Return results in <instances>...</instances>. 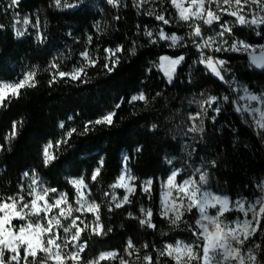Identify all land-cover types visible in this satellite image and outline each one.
Returning <instances> with one entry per match:
<instances>
[{"label": "trees", "instance_id": "16d2710c", "mask_svg": "<svg viewBox=\"0 0 264 264\" xmlns=\"http://www.w3.org/2000/svg\"><path fill=\"white\" fill-rule=\"evenodd\" d=\"M68 2L76 7L58 8L54 0H19L18 5L10 7L8 0H0V80L13 81L21 78L29 68L36 70V86L22 88L18 99H12L7 108L0 109V135L10 130L13 121L22 122L18 136L0 151V196L15 195L24 185L23 173L31 175L35 169L48 187L67 194L69 203L75 208L77 194L68 181L85 177L90 199L101 205L102 221L112 229L102 246L97 243L98 238H92L86 253L89 258L100 250H122L129 239L141 249L140 255L148 251L154 257V251L141 246L148 244L160 248L177 239L185 242L195 239L188 227L194 225L198 212L186 213L185 223L179 228L172 227L160 215L161 182L169 174V167L162 158L184 155L178 141H185L191 163L199 164L208 172L206 186L211 190L226 194L232 200L243 197L251 201L258 197L264 181L261 130L255 134L250 129L232 110L231 96L223 81L197 63L200 53L188 36L190 29L173 18L174 9L161 0H152L139 10L133 6V0H119L116 6L107 0ZM162 9H167L162 14L172 21L168 25L144 14L148 10L160 13ZM16 17L39 21L40 39L29 31L17 37L13 24ZM161 28L168 34L183 37L180 46L160 40L157 33ZM204 30L207 33L210 28L204 26ZM146 31L153 33L151 40L156 43L145 35ZM234 36L251 44L264 40L255 31L240 26L235 28ZM118 45L124 48L118 53L120 62L108 72L104 68L103 49H114ZM133 48L134 55L129 51ZM86 49L98 61L97 66L87 68V75L83 77L86 82L57 76L55 83H49L57 71L52 64L68 71L79 65L80 54ZM215 54L226 61L223 73L233 77L238 87H246L252 93L264 87V70L248 69L246 54L226 51ZM162 55L184 56L171 83L153 67ZM140 91L152 97L148 109L131 118L114 120L112 126L96 125L86 135L79 134L85 122L113 111L118 103L127 105L131 96ZM222 95H227L229 100L223 108L219 107L215 116L208 112L205 120L197 119L202 131L189 143L190 137L183 132L184 125L180 123V115L186 111L181 104L189 102L196 110V98L205 100L214 96L219 99ZM210 117H215L213 122ZM149 118L157 122L155 130L137 128ZM61 122L66 125L64 129L59 127ZM71 128L77 129V134L62 147L58 159L44 167L39 150L49 140L60 139ZM137 148L142 150L137 152ZM122 156L128 157L131 173L137 177L134 182L137 190L130 197L131 204L115 208L110 203L108 191L119 175ZM101 159V175L93 182L91 172ZM181 177L182 174L178 179ZM148 178L153 181L151 195L139 187ZM109 206L114 211L109 212ZM141 207L153 210L155 229L141 227L138 219L128 216L131 212L139 217ZM257 238L258 234L252 241L256 242ZM129 259L138 264L135 255Z\"/></svg>", "mask_w": 264, "mask_h": 264}, {"label": "snow or ice", "instance_id": "6c2138e0", "mask_svg": "<svg viewBox=\"0 0 264 264\" xmlns=\"http://www.w3.org/2000/svg\"><path fill=\"white\" fill-rule=\"evenodd\" d=\"M107 2L116 6L119 0H107ZM150 2L152 0H133V6L139 10ZM161 3L174 9L171 15L177 22H183L188 26L191 43L200 53L197 63L203 64L213 76L221 81L225 80L222 72L226 71L224 67L226 61L206 55L204 49L213 52L248 53L250 66L264 70V45L258 46L261 55L255 56L249 51L254 47L253 45L234 36L235 28L240 26L255 31L257 36L264 39V0H161ZM18 4L19 0H10L9 6ZM54 4L58 8L76 7V4L69 3L68 0H54ZM166 10L162 9L160 13L148 10L144 14L154 16L157 21L168 25L172 21L162 14ZM226 16L232 19H224L223 17ZM24 23L29 24V20L25 19ZM216 24L219 25L221 31L206 36L204 26L211 29ZM34 27L38 30L37 39L39 40V21ZM23 34L20 31L16 32L17 36ZM145 35L150 40L153 37L151 31H146ZM157 35L160 40L171 41V46L174 47H179V41L184 39L175 33L168 35L163 28ZM225 36L232 40L228 48L223 47V44L228 43V40L223 39ZM217 37L222 39V44L213 48ZM88 39L91 42L92 38ZM151 42L156 43L155 40ZM123 51L124 48L120 45L114 49H103L104 68L108 72L113 71L119 64L118 53ZM129 51L130 54H135L134 48ZM80 55L81 63L70 72L59 70L57 64H52L51 67L57 71L53 73V78L49 83H55L57 76L61 79L67 77L71 80L86 82L83 77L87 75V68L97 66L98 61L87 49ZM158 60V63H153V67L159 68L171 83L176 67L184 61V56L173 59L162 55ZM35 76L36 72L28 71L22 73L21 78L13 81L0 80V109L7 108L12 99H18L22 88L35 87ZM242 90L245 95L238 97V100H246L247 104L237 107L236 110L253 115L259 113L255 125L261 130L260 135L264 138V109L253 105V102L264 105V91L254 94L243 86ZM223 99L228 101L229 97L225 96ZM216 100V97H211L208 101L209 105L211 106V103ZM137 101L148 102L143 91L131 96L128 103L132 104ZM120 106L118 103L115 108ZM115 116V111H108L95 120H89L84 123L83 132L79 134L86 135L96 125L112 126ZM195 118L192 117V119ZM20 127H22V122L13 121L10 130L0 135V151H4L5 146L10 145L18 136ZM59 127L64 129L66 125L61 122ZM188 130L202 131L195 126ZM77 132L75 128L68 129L60 139L49 140L39 150L44 167H48L58 159L57 154ZM141 150V148L136 149L137 152ZM124 159L127 161L128 157ZM102 168L103 159L100 160L99 166L91 172L93 182L97 181L101 175ZM196 172L199 174L198 180H193L191 177L178 180L180 170H173L162 185L164 191L161 193L160 200V215L174 228H179L180 224L185 223L186 213L194 210L199 213L194 225L188 227V231L195 237L193 241L185 242L177 239L172 243H165L160 248L148 244L141 246L142 249L154 251L156 253L154 257L148 251L140 255L141 249H138L129 239L122 250H100L91 258L86 253L92 243V238H98L97 243L102 246L105 237L112 232V229L102 221L101 205L95 201H89L88 197L80 192L81 188H88V184L85 183L86 178L79 177L68 181L77 190L76 204L79 206L74 208L69 203L67 194L59 193L56 188L44 187L45 182L40 179L35 169L32 170L31 175L25 172L23 177L30 181L26 194H22L24 189L21 188L15 195L0 196V264H113V262L133 264V261L129 259L133 255L138 264H264V244L249 246L258 233L264 232V196L255 202L246 203L243 199L233 202L227 195H217L207 191L203 186L208 182V172L200 169ZM136 180L137 177L131 173V170L125 168L115 182L109 186L112 189H126L123 199L115 204V208L132 203L130 196L137 190V185L134 183ZM152 185L153 181L149 179L143 181L139 187L145 194L151 195ZM260 187L264 192V184ZM112 199L116 200L115 195ZM209 209H214V214H209ZM108 211L112 212L114 209L109 206ZM139 211V217L131 212L128 216L138 219L141 227L155 229L153 210L141 207ZM233 211L240 212L245 217H249L251 213V217L229 223L225 216ZM85 212L92 213L94 218L92 220L82 218ZM74 213L81 215H74Z\"/></svg>", "mask_w": 264, "mask_h": 264}, {"label": "rangeland", "instance_id": "374dc122", "mask_svg": "<svg viewBox=\"0 0 264 264\" xmlns=\"http://www.w3.org/2000/svg\"><path fill=\"white\" fill-rule=\"evenodd\" d=\"M9 3H10V0H8ZM27 19L29 20V24H25L24 23V20ZM227 20H231L232 17H227L225 18ZM37 22L33 21L32 19L28 18V17H25V18H14V21H13V24H14V32H15V35H16V32L17 31H20L22 33H25V32H33L36 36H37V28L34 27V25H36ZM40 34V32H39ZM168 34V33H167ZM172 34V33H171ZM171 34H168V35H171ZM17 36V35H16ZM22 36V35H20ZM20 36H17V37H20ZM178 36V35H177ZM165 41V40H164ZM170 45H171V41H167ZM222 43V39L217 37V41H216V44L213 45V47H216L218 45H220ZM259 45H254V47L252 49H250L249 51L252 52L253 55L255 56H260L261 53L259 51V48H258ZM248 55V54H247ZM165 56H168V55H165ZM171 57V56H169ZM179 57V56H178ZM173 59L177 58V57H171ZM248 61H250V57L248 55ZM159 62V60H157V63ZM81 63V61H80ZM79 63V64H80ZM203 65V64H202ZM76 67V66H74ZM74 67H72L70 70L68 71H65V72H70ZM159 69V68H158ZM160 70V69H159ZM28 71H36L35 68H29L27 69L25 72H28ZM161 71V70H160ZM24 72V73H25ZM162 72V71H161ZM163 73V72H162ZM168 81V80H167ZM238 91H239V96L242 97L245 95L244 91L242 90V86H239L238 87ZM251 92V91H250ZM139 93V92H138ZM136 93V94H138ZM134 94V95H136ZM147 96V95H146ZM148 98V102L147 103H144L142 101H137L135 103H127V105L125 106H120L119 108H115L113 111L116 112V116L114 117V120H119V119H125V118H131L133 117L134 115L144 111V109H148V107L151 105L152 103V97L150 96H147ZM192 117H196L195 119H192ZM199 119V116L197 115L196 112H190V111H187V112H184L182 113V115H180V123H182V125H184V133H186V136L187 137H190V142H192V139L195 140L199 131H195V132H191L189 131L188 129L195 126L197 128H199V124H198V120ZM155 126V127H154ZM158 127V124L157 122H155L153 119L149 118L147 121H144V122H140L137 126L138 129H142V130H155L156 128ZM126 156H122V167L120 169V172H119V175L121 174V172L125 169V168H129L128 166V163L127 161H125V158ZM197 166V167H196ZM196 166H194L193 168L195 169V171H188L186 169L183 168L182 166V163L181 161H173V166L169 167V174L173 171V170H180V175L182 174V177L178 180H184V179H188L189 177H191L193 180H198L199 179V174L196 172L197 169H200L201 171H206L205 169L201 168L199 164H196ZM168 174V175H169ZM118 175V176H119ZM117 176V177H118ZM168 177V176H167ZM167 177L161 182V190H160V194H159V204H160V200H161V193L162 191H164V188L162 187V185L164 184V182H166L167 180ZM76 178H79V177H76ZM76 178H71L72 179H76ZM41 179V178H40ZM150 178L148 179H145L143 181H146V180H149ZM42 181H44L43 179H41ZM142 181V182H143ZM29 179L25 177V182H24V185L22 186V188L24 189V193L22 194H26L27 192V186H28V183H29ZM45 182V181H44ZM86 183V182H85ZM114 183V182H113ZM112 183V184H113ZM262 184H264V181L262 182ZM44 187H48L46 184H44ZM204 188L207 189V191L209 192H212L214 194H217V195H226V194H223V193H216L214 192L213 190H211L209 187H207L206 185L203 186ZM75 191H76V194H77V190L75 188ZM142 191V190H141ZM80 192L83 193L86 197H88L89 201H92L89 197V190L88 188H81L80 189ZM125 192H126V189L124 188H116V189H112L110 188L109 191H108V195H109V199H110V203L113 207H115V204L119 201H121L123 199V196L125 195ZM143 192V191H142ZM59 193H64V192H59ZM173 194H174V191H173ZM53 196H55L56 194H52ZM115 195L116 197V200H113L112 199V196ZM228 196V195H227ZM261 196H264V192L261 191V194L256 197L255 199L251 200V201H248L246 200L245 198L243 197H239V198H235V199H229L233 202L235 201H238V200H241L243 199L246 203L247 202H255L257 199H259ZM131 197V196H130ZM79 205H77L78 207ZM62 207H66L65 205H62ZM214 209H209V214H214ZM75 215H81L80 213H77ZM199 217V213H198V216L197 218ZM251 217V213H249V217H245L242 213L240 212H236V211H233L232 213H230V215L228 217H225L226 221H228L229 223H231V221H234V220H237V219H240V220H243V219H246V218H250ZM82 218L84 219H87V220H92L94 217L92 215V213L90 212H85L84 215L82 216ZM256 245V242H253L251 241V244L249 245L250 247H254Z\"/></svg>", "mask_w": 264, "mask_h": 264}, {"label": "built area", "instance_id": "2783aa9c", "mask_svg": "<svg viewBox=\"0 0 264 264\" xmlns=\"http://www.w3.org/2000/svg\"><path fill=\"white\" fill-rule=\"evenodd\" d=\"M219 31H221V29H220L219 25L216 24L213 28H211L206 33V36H208V35H214L215 32H219ZM223 39L224 40H228V43L227 44H223V47L224 48H228L229 45L232 43V40L229 39V37H227V36H225ZM249 44H251V43H249ZM251 45H253V46L254 45H264V40L260 44H251ZM213 48H215V47H213ZM204 52H205L206 55H212V56H215L216 58H218L217 55L215 54V52H213V51H211L209 49H204ZM226 52H233V51H226ZM239 53H244L246 55L248 54V53H245V52H239ZM247 58H248V55H247ZM218 59H220V58H218ZM246 67L248 69L253 68V67L250 66V61H247ZM222 75L225 78V80L223 81V83L226 85V87L228 89V92H229V94L231 96L232 110L235 113H237L242 118V120L250 127V129L255 134H257L260 129H258L256 127L255 120L259 118V113H256V114L253 115V114H249V113H246V112H238L236 110L237 107H239L241 105H246L247 104V101L246 100H238V97H240V96H239V91H238V85H237L235 79L233 77H227V76H225V74L223 72H222ZM225 81L230 82V83H226ZM262 91H264V87L262 89H260L259 91L254 92V94H259ZM225 96H227V95H222L219 99H217L216 100L217 101L216 104H215L216 101H213L211 103V106L209 105L208 101L210 100L211 97H214V96H209L205 100L196 98V100H197L196 103L198 104L197 105L198 108L196 110L195 109L193 110L192 104L189 103V102L188 103H185V104H181V105H184V107H185V110L186 111H184V112H187V111L196 112L197 115L199 116V118H201L202 120H205L206 117H207V115H208V112H211V114H213L215 116L218 113L217 108H219V107H222L223 108L224 107V104H225L226 101L223 98ZM253 105L255 107H257V108L264 109V105H262V104H257L256 102H253ZM205 109H206V111H205ZM210 119H211L210 121L213 122V120L215 119V117H210ZM171 141H172V144H175L176 143V141H175V139L173 137H171ZM178 144L182 147L181 149H183L182 151L184 152V155L183 156H180V157L179 156H167L166 155V156H164L162 158V160L166 163V165L168 167L173 166V161L174 162L175 161H181L182 166H183L184 169H186L188 171H195V169L193 168L195 165L193 163H191V161L189 159V155H188L187 150H186V143H185V141L184 140L178 141ZM263 145H264V142H263ZM257 244H264V232L258 233V238H257V241H256V245Z\"/></svg>", "mask_w": 264, "mask_h": 264}]
</instances>
